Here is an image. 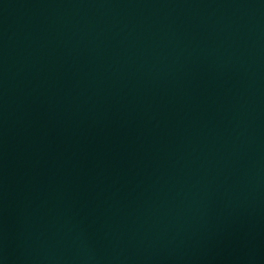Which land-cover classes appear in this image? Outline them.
Listing matches in <instances>:
<instances>
[{"label":"water","instance_id":"obj_1","mask_svg":"<svg viewBox=\"0 0 264 264\" xmlns=\"http://www.w3.org/2000/svg\"><path fill=\"white\" fill-rule=\"evenodd\" d=\"M0 264H264V0H0Z\"/></svg>","mask_w":264,"mask_h":264}]
</instances>
